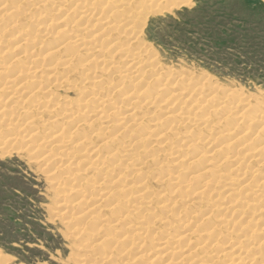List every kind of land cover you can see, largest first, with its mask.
Here are the masks:
<instances>
[{"label":"rangeland","instance_id":"1","mask_svg":"<svg viewBox=\"0 0 264 264\" xmlns=\"http://www.w3.org/2000/svg\"><path fill=\"white\" fill-rule=\"evenodd\" d=\"M111 1L0 0V264H264V0Z\"/></svg>","mask_w":264,"mask_h":264},{"label":"bare ground","instance_id":"2","mask_svg":"<svg viewBox=\"0 0 264 264\" xmlns=\"http://www.w3.org/2000/svg\"><path fill=\"white\" fill-rule=\"evenodd\" d=\"M139 1V0H138ZM144 1V0H143ZM177 0H161V1H159V0H154V3H155V5L157 6L158 4H161V5H169V3H174V2H176ZM113 2V0L111 1V3ZM123 6H127V3L126 4H124ZM60 33H63V32H61L60 31ZM76 42H77V40H75ZM73 42V41H72ZM67 43H69V42H67ZM59 45V44H58ZM57 45V46H58ZM143 45H144V42H143ZM61 46V45H60ZM73 46H76V45H74L73 44ZM146 48H147V46H146V44L144 45ZM59 47V46H58ZM52 48H54V47H52ZM51 48V49H52ZM59 48H61V47H59ZM146 48H144L145 50H146ZM148 49V48H147ZM54 50H55V48H54ZM58 50H60V49H58ZM47 51V50H46ZM52 52V51H51ZM55 53H57L56 52V50H55V52L53 53V54H55ZM50 55V54H49ZM139 55V54H138ZM127 59V58H126ZM1 75V74H0ZM5 82H7V81H5ZM15 82H17L18 83V81H15V79L14 80H10V82H9V80H8V84L9 85H11V86H7V83L5 84L6 85V88L8 87H12L13 85H15L14 83ZM16 83V87L18 86V84ZM20 87H22V86H20ZM2 88V87H1ZM5 88V87H4ZM14 88H15V86H14ZM11 89V88H10ZM13 89V88H12ZM10 91H12V90H10ZM12 93V92H11ZM29 96V95H28ZM13 97V96H12ZM11 99V98H10ZM219 103V102H218ZM222 105V104H221ZM76 111V110H75ZM74 111V112H75ZM78 111H80L81 112V110H78ZM73 112V114L75 115V113ZM72 113V112H71ZM71 113H66L65 115H69V117L68 118H72V114ZM78 113V112H77ZM77 115V114H76ZM103 115V114H102ZM4 131V130H3ZM6 131H8V129L6 130ZM0 132H2V131H0ZM2 134V133H1ZM8 135L9 134H6L5 136H7V138H8ZM2 137V136H1ZM5 142H3L2 144H4ZM46 147V146H45ZM3 151H0V154L2 153ZM2 154H4V153H2ZM202 157V156H201ZM108 172V171H107ZM200 175V174H199ZM198 175V176H199ZM215 183V182H214ZM219 184V183H218ZM211 185H213V184H211ZM216 185V184H215ZM220 185V184H219ZM227 185V184H226ZM228 186V185H227ZM230 186V185H229ZM247 186V185H246ZM225 188V187H224ZM216 189V188H215ZM212 191V190H211ZM234 191V190H233ZM202 193V192H201ZM86 199V198H85ZM100 202V201H99ZM202 212V211H201ZM80 218V217H79ZM180 240H182V238L180 239ZM166 243V242H165ZM163 245H165V246H167V244H163ZM166 250V247H164V248H160V251H161V253L164 251V252H166L165 251ZM170 253V252H169ZM250 253V252H249ZM163 254V253H162ZM171 254V253H170ZM84 259V258H83ZM87 259V258H86ZM85 259V260H86ZM83 262V261H82Z\"/></svg>","mask_w":264,"mask_h":264}]
</instances>
